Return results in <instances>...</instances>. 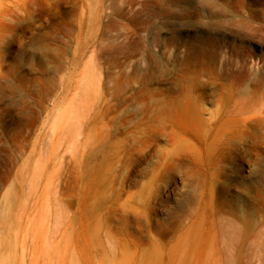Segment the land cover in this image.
<instances>
[{
	"label": "rangeland",
	"instance_id": "obj_1",
	"mask_svg": "<svg viewBox=\"0 0 264 264\" xmlns=\"http://www.w3.org/2000/svg\"><path fill=\"white\" fill-rule=\"evenodd\" d=\"M262 94L264 0H0V264H264Z\"/></svg>",
	"mask_w": 264,
	"mask_h": 264
},
{
	"label": "bare ground",
	"instance_id": "obj_2",
	"mask_svg": "<svg viewBox=\"0 0 264 264\" xmlns=\"http://www.w3.org/2000/svg\"><path fill=\"white\" fill-rule=\"evenodd\" d=\"M259 89L255 90L254 92V99L257 97V95L259 94ZM264 95V94H262ZM262 99L264 100V96H262ZM264 103L261 102V107H259V105L257 103H255V105L251 106V110L254 113V119H255V134L257 136L262 135L263 130H264V105H262ZM247 106L243 103L238 104V111L239 113L241 112H247ZM94 193V186L90 183V182H85L84 185L82 186V198L83 201H85V197L89 196V195H93ZM86 203V202H85Z\"/></svg>",
	"mask_w": 264,
	"mask_h": 264
}]
</instances>
